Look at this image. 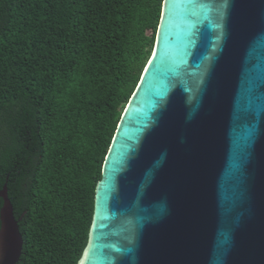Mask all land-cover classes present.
<instances>
[{"label":"water","instance_id":"1","mask_svg":"<svg viewBox=\"0 0 264 264\" xmlns=\"http://www.w3.org/2000/svg\"><path fill=\"white\" fill-rule=\"evenodd\" d=\"M0 199L18 264L7 183ZM78 264H264V0H164Z\"/></svg>","mask_w":264,"mask_h":264},{"label":"trees","instance_id":"2","mask_svg":"<svg viewBox=\"0 0 264 264\" xmlns=\"http://www.w3.org/2000/svg\"><path fill=\"white\" fill-rule=\"evenodd\" d=\"M163 2L0 0V191L24 239L18 264L79 263Z\"/></svg>","mask_w":264,"mask_h":264}]
</instances>
